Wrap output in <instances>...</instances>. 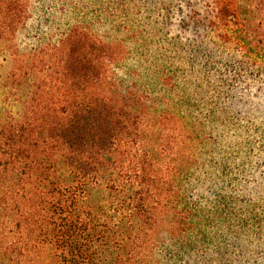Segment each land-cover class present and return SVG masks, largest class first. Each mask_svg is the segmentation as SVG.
I'll return each instance as SVG.
<instances>
[{
	"label": "trees",
	"instance_id": "trees-1",
	"mask_svg": "<svg viewBox=\"0 0 264 264\" xmlns=\"http://www.w3.org/2000/svg\"><path fill=\"white\" fill-rule=\"evenodd\" d=\"M206 1V14L190 15L202 40L173 44L189 68L198 66L201 80L188 93L173 71L172 113L152 109L143 89L115 76L114 44L86 25L71 23L20 50L19 34L32 21L30 0H0V70L8 57L28 59L24 74L19 66L0 74V264H155L152 235L163 222L176 243L194 233L198 214L182 202L185 180L201 168L190 145L217 139L180 105L196 108L209 95L207 102L226 104L220 117L231 118L242 75L223 60L229 48L251 60L246 69L264 71V0ZM225 162L218 163L222 176ZM224 200L216 210L237 231L222 237L220 260L254 264L252 241L238 234L249 218L237 217Z\"/></svg>",
	"mask_w": 264,
	"mask_h": 264
},
{
	"label": "rangeland",
	"instance_id": "rangeland-1",
	"mask_svg": "<svg viewBox=\"0 0 264 264\" xmlns=\"http://www.w3.org/2000/svg\"><path fill=\"white\" fill-rule=\"evenodd\" d=\"M30 3L32 21L19 34L20 50L40 46L51 37L50 33L66 29L71 23L86 25L95 35L114 44L116 52L111 67L115 76L124 79L125 84L135 82L143 89V98L152 109L166 108L172 113L173 99H177L173 97V71L177 75L185 70L184 74L178 73L176 84L187 87L188 93L190 85L201 80L198 66L189 68L178 57L173 44L194 45L202 40V27L190 15L195 9L206 14L211 8L206 0H30ZM42 18L49 21L41 23ZM41 30L47 34L42 35ZM234 52L231 48L223 52V60L229 58L241 69L242 75L235 82L237 105L230 113L231 118L220 117L226 104L220 100L218 105L207 102L209 95L196 108L180 105L184 111L191 110L192 116L204 120L208 135L217 140L190 145L191 151L199 155L201 168L199 173L185 180L187 190L182 202L198 214L192 224L194 233L185 235V242L176 243L167 221L163 222L161 229L152 235L154 248L150 253L154 255L155 264H223L219 250L224 249L218 245L222 237L232 238L237 231L234 224L229 226L230 231L224 216L216 210L223 206L224 198L237 217L249 218V224L238 233L252 241L249 242L252 246L249 261L264 264V71H258L255 65L254 72L246 69L242 65L251 60ZM20 58L28 60L24 55ZM22 61L13 56L4 60L1 77L18 66L25 72L27 65ZM28 71L30 73L31 69ZM211 74L214 80L217 74L213 71ZM208 115L219 118L211 122ZM198 145L200 150L196 148ZM221 161H226L224 176L218 166ZM204 234L205 240L201 237ZM196 240L200 243L195 247ZM231 250L234 252L235 248Z\"/></svg>",
	"mask_w": 264,
	"mask_h": 264
}]
</instances>
